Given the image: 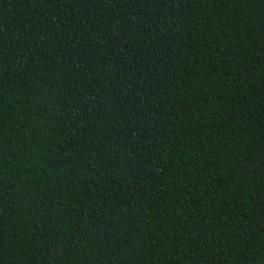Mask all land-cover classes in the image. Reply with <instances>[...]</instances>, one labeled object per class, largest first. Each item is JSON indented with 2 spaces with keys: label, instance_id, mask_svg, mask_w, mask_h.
Here are the masks:
<instances>
[{
  "label": "trees",
  "instance_id": "obj_1",
  "mask_svg": "<svg viewBox=\"0 0 264 264\" xmlns=\"http://www.w3.org/2000/svg\"><path fill=\"white\" fill-rule=\"evenodd\" d=\"M0 264H264V0H0Z\"/></svg>",
  "mask_w": 264,
  "mask_h": 264
}]
</instances>
